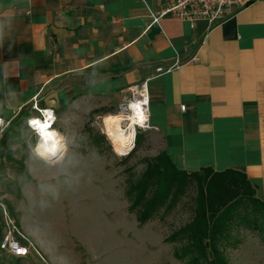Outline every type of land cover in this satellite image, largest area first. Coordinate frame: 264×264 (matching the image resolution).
I'll return each mask as SVG.
<instances>
[{"label": "crops", "instance_id": "obj_1", "mask_svg": "<svg viewBox=\"0 0 264 264\" xmlns=\"http://www.w3.org/2000/svg\"><path fill=\"white\" fill-rule=\"evenodd\" d=\"M169 2L0 0V116L51 110L66 142L146 82L151 133L174 166L239 171L264 202V0L216 26L152 25Z\"/></svg>", "mask_w": 264, "mask_h": 264}, {"label": "rangeland", "instance_id": "obj_2", "mask_svg": "<svg viewBox=\"0 0 264 264\" xmlns=\"http://www.w3.org/2000/svg\"><path fill=\"white\" fill-rule=\"evenodd\" d=\"M117 113L94 107L66 138V159L75 162L68 171L79 175L71 185L60 169L31 156L37 139L20 120L5 150L0 203L34 248L19 260L0 251V264H182L166 239L192 220L195 187L169 215L161 212L140 225L130 211L129 182L163 151L147 131L119 155L105 128L106 116ZM3 225L0 208V236ZM235 235L239 244L226 248L228 264H264V235L245 229Z\"/></svg>", "mask_w": 264, "mask_h": 264}, {"label": "trees", "instance_id": "obj_3", "mask_svg": "<svg viewBox=\"0 0 264 264\" xmlns=\"http://www.w3.org/2000/svg\"><path fill=\"white\" fill-rule=\"evenodd\" d=\"M21 119L12 121L0 139V172L8 139ZM193 187L192 220L166 239L174 245V257L182 264H228L226 248L239 244L237 231L264 235V202L257 199L245 174L211 168L188 173L178 170L165 153L149 162L137 180H130V211L145 225L161 212L169 215Z\"/></svg>", "mask_w": 264, "mask_h": 264}, {"label": "built area", "instance_id": "obj_4", "mask_svg": "<svg viewBox=\"0 0 264 264\" xmlns=\"http://www.w3.org/2000/svg\"><path fill=\"white\" fill-rule=\"evenodd\" d=\"M254 1L255 0H170L160 14L156 15L150 12V17L152 19V25L158 24L163 17L171 15L182 21L189 22L192 27L198 21H205L210 26H216L234 17L240 11L251 5ZM173 68L174 67H170L167 70L159 68L157 69V74L168 73L172 71ZM135 101H138L141 104L144 121L141 123L140 121H137L133 125L135 133L134 141L138 132H147L154 129L150 123V97L148 84L146 82L134 87L131 90L130 99L125 100L118 106L117 115L123 116L124 121L122 127L124 129H129L132 125L130 116L134 113L130 107L131 103ZM183 109H185V107H183ZM34 111L35 113L31 114V116L26 119V125L38 141L39 137L37 133L28 126L27 121L29 119L43 121L45 119V114L44 110L38 109L36 105L34 106ZM49 112L55 117L53 111L49 110ZM15 116L18 118L20 114L15 113ZM0 121H3L2 130H0V134H3L4 131L9 128L12 121L6 120L1 116ZM55 124L56 117L54 122L51 123V129L56 130ZM0 208L2 210L4 221L3 231L0 236V251L9 257L16 259L27 258L34 248L32 243L21 231L15 219L9 215L7 208L2 203H0ZM17 248L23 249L24 253L17 255Z\"/></svg>", "mask_w": 264, "mask_h": 264}, {"label": "clouds", "instance_id": "obj_5", "mask_svg": "<svg viewBox=\"0 0 264 264\" xmlns=\"http://www.w3.org/2000/svg\"><path fill=\"white\" fill-rule=\"evenodd\" d=\"M2 28H0V39H2ZM94 67V66H93ZM45 119L43 121L29 119L27 124L38 135L37 143L31 147V156L47 167H57L66 177V182L69 185L79 182V175L71 174L68 169L75 166V162L70 163L66 157L68 153V145L64 138L56 130L51 129V123L54 122V115L50 114L49 110H44ZM3 121H0V130H2ZM91 182V181H89ZM46 190H51L45 186ZM19 248L16 249V254L19 255Z\"/></svg>", "mask_w": 264, "mask_h": 264}, {"label": "bare ground", "instance_id": "obj_6", "mask_svg": "<svg viewBox=\"0 0 264 264\" xmlns=\"http://www.w3.org/2000/svg\"><path fill=\"white\" fill-rule=\"evenodd\" d=\"M138 104L140 105L139 109L135 107ZM130 109L134 114L130 116L132 125L129 127V129H124L122 127L124 119L121 115H108L105 118V128L108 134V139L115 147L117 153L121 156L127 155L132 149L135 138L133 125L137 121H140V123L144 121L143 115V119L141 120L140 114H143V111L141 108V104L138 101L132 102Z\"/></svg>", "mask_w": 264, "mask_h": 264}, {"label": "snow or ice", "instance_id": "obj_7", "mask_svg": "<svg viewBox=\"0 0 264 264\" xmlns=\"http://www.w3.org/2000/svg\"><path fill=\"white\" fill-rule=\"evenodd\" d=\"M145 103H146V101H145ZM135 107H136L137 109H139L140 105L138 104V105H136ZM140 115H141V120H142V119H143L142 113H141ZM18 251H19L20 253H24V250H23V249H18Z\"/></svg>", "mask_w": 264, "mask_h": 264}]
</instances>
